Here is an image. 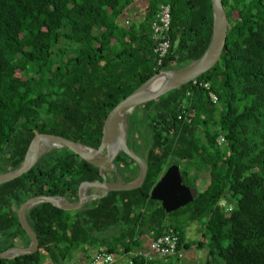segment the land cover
<instances>
[{
  "label": "trees",
  "instance_id": "1",
  "mask_svg": "<svg viewBox=\"0 0 264 264\" xmlns=\"http://www.w3.org/2000/svg\"><path fill=\"white\" fill-rule=\"evenodd\" d=\"M220 1L224 46L218 61L195 78L209 84L217 103L187 83L140 105L128 119L125 142L146 165L141 186L89 200L77 211L48 203L28 208L25 221L37 250L0 264H40V252L52 255L51 264H70L79 253L88 260L93 250L126 255L143 234L153 240L171 232L187 250L183 228L203 215L209 216L204 264H264V0ZM133 3L0 0V174L20 166L37 134L96 149L118 102L157 72L185 68L202 56L211 36L210 0H146L142 18L125 26L122 14ZM160 5L169 7V46L157 66L149 24ZM188 109L192 118L184 125L176 117ZM172 165L187 187L195 188L199 173L207 181L190 203L165 214L149 191ZM111 166L102 171L107 181L129 183L138 173L121 152ZM97 174L96 166L54 147L0 185V253L15 242L28 246L16 217L24 201L50 196L73 204L77 186L99 182ZM218 203L226 207L215 210Z\"/></svg>",
  "mask_w": 264,
  "mask_h": 264
},
{
  "label": "water",
  "instance_id": "2",
  "mask_svg": "<svg viewBox=\"0 0 264 264\" xmlns=\"http://www.w3.org/2000/svg\"><path fill=\"white\" fill-rule=\"evenodd\" d=\"M212 29L207 47L202 56L187 67L177 71H159L151 76L131 94L118 102L106 115L101 126V137L96 149L91 150L72 141L61 137L37 134L30 138L25 148L22 163L18 168L7 173L0 174V185L16 179L36 163L44 148L67 149L77 158L98 168L99 182H81L76 189V201L68 204L64 199L50 196H37L24 201L16 212L18 224L28 239L27 247H12L0 253V260H12L16 257L33 254L37 250V240L25 221V211L39 203H48L61 211H77L89 200L100 199L110 192H123L137 189L141 186L145 174L146 165L143 160L134 155L126 146V126L124 125V114L134 107L146 102L156 100L166 93L186 85L193 79L208 71L219 59L222 52L227 20L220 0H210ZM166 76L167 79L156 90H151L150 85L156 77ZM116 141V146L109 150L107 145ZM123 153L131 159L138 170L137 178L129 183H122L120 178L116 182L105 181L101 172L103 168L111 167L113 158ZM104 153L102 157L100 154ZM88 189L97 190L99 193L85 195ZM196 189L187 187L179 174L178 167H168L149 191V200L155 201L165 214L176 211L186 206L196 196Z\"/></svg>",
  "mask_w": 264,
  "mask_h": 264
},
{
  "label": "built area",
  "instance_id": "3",
  "mask_svg": "<svg viewBox=\"0 0 264 264\" xmlns=\"http://www.w3.org/2000/svg\"><path fill=\"white\" fill-rule=\"evenodd\" d=\"M151 37L154 41L153 53L157 56L156 65H160L166 50L169 46L167 37L169 27V7L167 5H160L153 13L150 20ZM191 88H200L206 95L208 102L212 105L217 103V96L211 91L208 83L197 81L193 79L189 82ZM191 92H186V97L191 96ZM191 111V110H190ZM188 110L181 111L176 120L184 125L191 122L192 115ZM217 145H223V140L218 138ZM230 210L229 208L226 209ZM184 250L179 244L177 236L173 233L163 234L151 240L143 252L130 251L126 255L113 256L107 254L102 250L94 251L86 264H114L118 258L124 259L126 264H133V259H142L143 264L154 262L155 260H176L183 258Z\"/></svg>",
  "mask_w": 264,
  "mask_h": 264
},
{
  "label": "rangeland",
  "instance_id": "4",
  "mask_svg": "<svg viewBox=\"0 0 264 264\" xmlns=\"http://www.w3.org/2000/svg\"><path fill=\"white\" fill-rule=\"evenodd\" d=\"M133 1H134V3L132 5H135V6H130L122 14V19L130 18L127 20V22H125V20H123V23L125 26L131 24L130 23L131 20L138 21L139 19H141L145 10L147 11V9H149L148 5L146 4V0H133ZM131 7H133V8L131 9ZM133 12H135V15L132 16ZM181 69H183V68H181ZM181 69H177V70H181ZM177 70H173V71H177ZM17 76H18V73H17ZM218 108H219V106H218ZM139 110H140V106H136L131 111H128L124 114V125L126 126V137H127V133H128L127 127L130 124L129 120L130 119L133 120L136 113H138ZM214 118L216 119V116ZM130 134H131V136L133 135V138L135 139V134L132 130L130 131ZM49 149H51V148L48 147V148L42 149V155L44 153H46ZM112 168H113L112 166L107 167V168L105 167L102 169V171L113 170ZM137 175H138V173L136 174L134 180L137 178ZM106 178L108 180H111V178L108 177L107 175H106V177L104 176V179H106ZM206 181H207L206 174L205 173H199L198 178L195 182V189L197 192H200L204 189ZM186 184L190 185V182L187 181ZM93 192H94V190H91V189L86 190L85 195H91V194H93ZM96 193H98V192L96 191ZM224 207H226L224 203H218L214 207V209L220 210V209H223ZM208 218H209V216L207 217V216L203 215L202 217L198 218L195 222L189 223L183 228V231H182L183 232V243H182V245L184 243H188L189 248L184 252L183 258L181 260H179L178 264H204L206 247L204 245L205 244V235L203 236V234H204V224ZM196 243H200L202 245V248H198V247L193 246V245H196ZM169 264H171V263H169ZM212 264H220V263L214 261Z\"/></svg>",
  "mask_w": 264,
  "mask_h": 264
},
{
  "label": "crops",
  "instance_id": "5",
  "mask_svg": "<svg viewBox=\"0 0 264 264\" xmlns=\"http://www.w3.org/2000/svg\"><path fill=\"white\" fill-rule=\"evenodd\" d=\"M131 6H135V5H131ZM133 7H131V9H132ZM130 9V10H131ZM133 15H135V12H133L132 13V16ZM139 16V15H138ZM128 19H130V18H125L124 20H125V22H127V20ZM116 182V181H115ZM132 182V181H131ZM108 183H112V182H108ZM96 191L97 190H94V192L93 193H96ZM98 192V191H97ZM99 193V192H98ZM88 202V201H87ZM85 204V203H84ZM84 204L82 205V206H84ZM135 239H138V245L137 246H135V247H133L132 249H131V251H136V252H143L145 249H146V247H147V245H148V243L151 241V238H150V235H145V234H143V235H141V236H139V237H136ZM20 243V242H19ZM18 242H15L14 243V246L13 247H19L20 246V244H19ZM184 244H186V243H184ZM188 244V243H187ZM189 245V244H188ZM27 247V246H26ZM186 250H184V252H185ZM94 252V250L91 252L90 251V253H89V255L88 256H91V254ZM40 256H41V258H42V262L40 263V264H51L50 263V259L52 258V255L51 254H48V253H44V252H40ZM87 259L86 258H83V255L82 254H76L73 258H72V261H71V263L70 264H86L87 263ZM155 261H158L157 263L158 264H169V263H171V264H178L179 263V261H176V260H155ZM114 264H126L125 263V261H124V259H121V258H118L116 261H115V263Z\"/></svg>",
  "mask_w": 264,
  "mask_h": 264
},
{
  "label": "bare ground",
  "instance_id": "6",
  "mask_svg": "<svg viewBox=\"0 0 264 264\" xmlns=\"http://www.w3.org/2000/svg\"><path fill=\"white\" fill-rule=\"evenodd\" d=\"M167 79L166 76H159L156 77L155 80H153V82L150 85V89L151 90H156L158 89L163 83L164 81ZM117 142L116 141H112L110 144L107 145L108 149L111 150L116 146Z\"/></svg>",
  "mask_w": 264,
  "mask_h": 264
},
{
  "label": "flooded vegetation",
  "instance_id": "7",
  "mask_svg": "<svg viewBox=\"0 0 264 264\" xmlns=\"http://www.w3.org/2000/svg\"><path fill=\"white\" fill-rule=\"evenodd\" d=\"M101 172H102V170H101ZM105 180H106V179H105ZM106 182H112V181H107V180H106ZM88 190H89V189H88ZM91 190H93V189H91Z\"/></svg>",
  "mask_w": 264,
  "mask_h": 264
}]
</instances>
